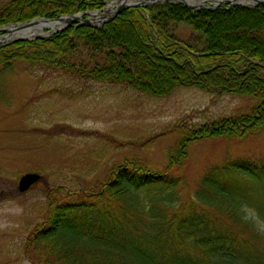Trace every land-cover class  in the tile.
Segmentation results:
<instances>
[{
	"label": "trees",
	"instance_id": "obj_1",
	"mask_svg": "<svg viewBox=\"0 0 264 264\" xmlns=\"http://www.w3.org/2000/svg\"><path fill=\"white\" fill-rule=\"evenodd\" d=\"M110 1L13 0L0 9V28L102 11ZM172 24L192 27L204 37L203 48L179 38ZM80 45L89 58L74 60ZM16 63L122 86L150 99L185 87L256 101L247 113L175 126L170 133L179 140L164 170L126 159L97 190L64 188L61 199L55 193L47 220L26 242L33 264H264V233L243 208L252 199L244 183L264 187V159L239 157L209 169L182 205L181 183L173 176L194 142L242 141L264 132V4L131 6L101 27L74 24L1 46L0 70ZM252 200L264 221V200Z\"/></svg>",
	"mask_w": 264,
	"mask_h": 264
},
{
	"label": "rangeland",
	"instance_id": "obj_2",
	"mask_svg": "<svg viewBox=\"0 0 264 264\" xmlns=\"http://www.w3.org/2000/svg\"><path fill=\"white\" fill-rule=\"evenodd\" d=\"M166 1L177 2L160 0ZM189 1L210 6L211 0ZM6 2L0 0V9ZM108 3L93 14L108 15L121 4L109 12L112 1ZM86 18L94 17L82 16ZM100 25L94 23V27ZM172 30L203 48L204 37L189 25L172 24ZM6 34L0 33V37ZM51 34L53 31L45 28L29 38ZM74 56V60L88 59L89 51L80 45ZM255 103L252 98L218 97L185 87L169 97L150 99L122 86L72 77L39 64L16 63L0 70V264H33L26 255V242L37 225L47 220L55 193L61 199L64 188L97 190L126 159L164 170L169 152L179 140L178 133H170L175 126L247 113ZM239 157L264 159V132L242 141L194 142L180 172L173 174L181 183L177 204L194 197L209 169ZM29 173L40 175V179L22 191L21 179ZM244 185L251 189L252 199L264 200L262 185ZM58 186L60 190L55 189ZM252 199L243 208L264 233V221Z\"/></svg>",
	"mask_w": 264,
	"mask_h": 264
},
{
	"label": "water",
	"instance_id": "obj_3",
	"mask_svg": "<svg viewBox=\"0 0 264 264\" xmlns=\"http://www.w3.org/2000/svg\"><path fill=\"white\" fill-rule=\"evenodd\" d=\"M180 3H183L185 6L193 8V9H210V10H216L219 7H223L226 5H246L245 3H242L241 0H211L209 1L210 6H205L203 5L204 1H201L200 4H193L192 2H188L186 0H174ZM252 2H248V6H253L256 7L260 4H264V0H251ZM120 2L121 4L117 6V9L111 12L110 14H103L101 15L100 18H95L97 15L93 14L94 12L90 13H81V14H76V15H70V16H61L57 19H34L31 20L27 23L24 24H17V25H12L14 27L12 28H20L28 25H33V24H43L42 26L50 29L53 31V33L60 32L65 30L66 28L76 24V23H81L89 26H94V23L99 22L101 27L104 23L112 20L116 15L121 13L123 10L131 7V6H147L149 4H155L160 2V0H151L149 2H146L144 0L139 1V2H126L125 0H113L112 3H118ZM99 12V11H97ZM95 12V13H97ZM85 14L92 15L94 17L93 19L86 18L82 19V16ZM46 23H54L56 25H60L59 27L53 28L51 26L44 25ZM7 33L8 28H0V33ZM44 37V36H41ZM18 40H31L30 38H19ZM7 42V40L0 42V47L4 45ZM40 179V175L35 174V173H29L25 175L21 179V190L22 191H27L34 183H36Z\"/></svg>",
	"mask_w": 264,
	"mask_h": 264
},
{
	"label": "bare ground",
	"instance_id": "obj_4",
	"mask_svg": "<svg viewBox=\"0 0 264 264\" xmlns=\"http://www.w3.org/2000/svg\"><path fill=\"white\" fill-rule=\"evenodd\" d=\"M126 2H131L132 0H125ZM189 2V0H187ZM242 3H247L249 0H241ZM114 4V5H113ZM117 3H112L108 9V11H111V8L113 6H116ZM97 16L95 18H100L101 15L96 14ZM43 24H33V25H28L20 28H9L8 32L5 36L0 37V42L12 39L14 37H19V38H29L37 34H41L45 27L42 26ZM44 25L51 26L53 28H56V24L54 23H46Z\"/></svg>",
	"mask_w": 264,
	"mask_h": 264
},
{
	"label": "flooded vegetation",
	"instance_id": "obj_5",
	"mask_svg": "<svg viewBox=\"0 0 264 264\" xmlns=\"http://www.w3.org/2000/svg\"><path fill=\"white\" fill-rule=\"evenodd\" d=\"M6 1H7L6 3L8 4L10 1H13V0H6Z\"/></svg>",
	"mask_w": 264,
	"mask_h": 264
}]
</instances>
